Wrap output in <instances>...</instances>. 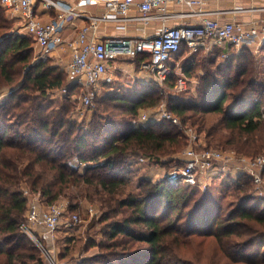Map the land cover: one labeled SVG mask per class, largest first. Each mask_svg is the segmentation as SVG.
<instances>
[{
    "label": "trees",
    "instance_id": "obj_1",
    "mask_svg": "<svg viewBox=\"0 0 264 264\" xmlns=\"http://www.w3.org/2000/svg\"><path fill=\"white\" fill-rule=\"evenodd\" d=\"M12 23L0 6V95L9 89L0 98V264H34L30 260L36 258L33 252L21 251L27 245L19 228L26 204L21 182L39 191L46 203L57 200L70 186H92L99 193L97 199L104 208L97 222L103 239L96 244L98 251L77 264H264V198L249 190L247 173L232 180L238 193L234 206L223 216L218 203L213 202L199 220L191 218L197 215L195 208L185 213L184 219L179 211L162 224V218L169 219L175 208L188 204L192 187L186 189L180 182L140 178L137 193L128 190L114 197L131 185V176L141 166L139 155L166 165L174 158L163 160L162 156L178 151L182 135L171 121L161 118L139 126L131 124L139 109L157 103L161 91L154 82L140 84L133 92L105 94L99 102L119 110L118 116L93 112L87 124L79 125L65 117L67 103L57 109L47 98L49 90L64 86L68 93L61 96L68 99L77 86L65 84L62 70L46 64L45 59L29 63L33 39L13 30L5 34ZM240 49L235 56L240 61L235 65L232 56L213 65L224 52L221 48L187 54L181 47L170 65L187 78L193 68L200 67V86L191 100L170 96L168 110L182 122L196 124L207 143L230 138L232 150L254 156L264 153V100L251 91L249 77L254 72L248 63L252 58L245 55L251 47ZM185 55L187 61L179 65ZM133 59L139 66L148 56L137 54ZM21 66L26 67L23 81ZM174 79L172 73L168 85H173ZM233 92L234 100L224 105ZM211 112L220 114L221 119L207 122L206 114ZM73 155L78 162H86L81 171L70 161ZM75 207L74 202L69 209ZM120 213L123 215L115 218ZM206 243H211L213 250H199L198 244ZM93 244L95 241L86 247Z\"/></svg>",
    "mask_w": 264,
    "mask_h": 264
},
{
    "label": "built area",
    "instance_id": "obj_2",
    "mask_svg": "<svg viewBox=\"0 0 264 264\" xmlns=\"http://www.w3.org/2000/svg\"><path fill=\"white\" fill-rule=\"evenodd\" d=\"M37 3L44 9H53V15L46 20H40L35 12ZM0 4L21 17L23 27L32 37L40 58L45 59L64 43L68 44L71 53L64 71L71 83L82 91L88 90L87 95L83 97L85 104L90 103L97 85L112 82L113 77L107 73L108 64L120 55L128 57H135L137 54L147 55L148 59L141 60L139 66L150 72L152 82L161 92L168 86L172 73L175 74L173 88L184 91L189 86V79L170 65L181 47L186 48L187 54H192L201 50L206 53L219 45L240 49L244 46L264 44V19L246 26L240 20H221L218 17L219 14L238 13L257 7L230 5L231 7L217 10H203L204 0H0ZM181 4H186L189 10L171 8L172 5ZM89 6L96 7V12L90 11ZM132 7L137 10L136 13H129ZM184 17H197L199 21L167 24L169 19ZM76 20L83 23L76 30L73 39L67 41L62 37L61 31L66 23L73 24ZM151 20L160 21L159 30L153 35L139 37L115 35L107 39H99L97 35L98 27L106 23H115L117 27L125 28L129 23L147 24ZM228 54L223 52L222 56L227 57ZM262 115L264 116V113ZM161 118L174 124L178 122L176 116L166 109L159 112L158 119ZM150 120L152 119L148 114L141 111L131 120V124L139 126ZM184 133L192 143H198L200 140V135L195 130L187 127ZM199 145L198 143L197 146ZM197 153L195 146L184 149V165L174 167L165 173L166 180L178 181L184 186L199 185L201 177L226 174L229 166L234 165L237 173L235 176L247 173L252 177L254 184L261 181V171L264 167L262 155L240 154L235 157L230 153L223 155L220 150L212 148H204ZM137 160L142 161L143 158ZM82 166L84 163L81 162L74 164L78 169ZM204 185H207L206 181ZM257 194L262 195L260 191ZM65 209L62 202L42 207L38 198L33 196L27 209L28 226L20 225L19 228L29 233L31 230L29 225H36L44 229L45 233L52 235L61 223ZM78 222H80L78 215L71 214L66 224Z\"/></svg>",
    "mask_w": 264,
    "mask_h": 264
},
{
    "label": "rangeland",
    "instance_id": "obj_3",
    "mask_svg": "<svg viewBox=\"0 0 264 264\" xmlns=\"http://www.w3.org/2000/svg\"><path fill=\"white\" fill-rule=\"evenodd\" d=\"M1 8L3 9L4 14L6 17L11 20L12 28L5 32L8 33L9 31L13 30L14 32L18 31V33L21 32V17L16 16L10 9L4 7L1 5ZM246 8V7H245ZM247 10H244L242 12H246ZM18 17V18H17ZM260 19H264V16ZM26 34V33H24ZM27 35V34H26ZM32 45V52L29 55V63H34L36 60L38 61L40 59V55L38 53V48H36L34 42L31 40ZM262 46V45H261ZM261 46H251V51L249 54H245L248 57H251L249 61V68L253 69L254 74H252L249 77V81H251L252 84V94L261 98L264 100V49H261ZM224 49H228V56L223 57L222 55H218L216 57V61L213 65L226 62L229 57H235L236 54L241 51V49H235L232 46H226ZM224 50V51H225ZM200 52H204L201 50ZM245 53V52H244ZM247 53V52H246ZM204 54V53H203ZM201 54L197 56L198 60L201 61ZM180 64L182 65L187 61L186 55L180 58ZM248 58H244V60H247ZM45 63L48 65H55L57 69L62 70L64 83L67 84L69 81L66 73L64 74L63 69V61H58L54 56H46ZM237 61H240L239 58H233V65L236 64ZM25 66H21V81H23L24 76V69ZM234 68V67H233ZM179 72V70H177ZM224 72V71H223ZM202 74V70L200 67H195L192 69V72L190 75H188L189 78V86L188 90L185 91H177L173 88V85H168L164 92H161L157 95V103L152 106H148L146 108H141L138 111H144L148 114L149 118L154 120L159 118V112L161 109L168 110V103L171 102L169 98L171 97H182L187 100L193 99L192 97L196 95V93L199 90L200 86V76ZM20 80V77L19 79ZM175 80V79H174ZM174 80H171L174 82ZM97 89V86L95 87ZM99 89V88H98ZM97 89V91H98ZM8 88L3 89L1 92L0 98H4L6 94L8 93ZM68 90H66L63 87L55 88L48 91V97L53 100L52 107L55 106L57 109L62 106V104L67 103L69 106L68 109L65 108L64 115L69 120H74L75 123H79V125L87 124L88 119L92 117V113H100V111L104 113H110L114 116H118L117 112L119 110H114V108H111L110 105H104L99 102V100L103 99L102 97L109 93V92H97L95 91V95L92 96L91 101L89 104H85L83 102V97L87 95L88 90L82 91L80 88L77 87V89L70 93V97L68 99H65L61 96L63 94L64 96H67ZM171 96V97H170ZM234 97H236L235 93H230L228 98L226 99L227 102H225L224 105H228L231 101L234 100ZM227 103V104H226ZM162 105V106H161ZM107 110H106V109ZM226 108V106H225ZM169 111V110H168ZM139 112L135 117L139 115ZM173 114V113H171ZM174 115V114H173ZM134 117V118H135ZM156 117V118H155ZM177 118V127L180 131L181 142L178 147V151L173 153H168L162 156V159H172L173 161L169 162L166 165L158 164L153 161V159L149 158L146 155H139L137 158H143L142 161H138V165L140 164V168L133 174V177L131 176L130 182L131 185H128L124 189H120L114 197H120V195H124L123 193H126L128 190L134 191L137 193L139 191V188L137 184L140 182V178H146L150 180L151 182H157L160 180H166L165 173L172 170L174 167H180L184 165L183 160V150L187 149L189 147L195 146L198 153L202 149L206 148H212L220 150L223 155L226 154H232V156L237 157L240 155V153L236 152V150H232V143L229 142L230 138H225L222 143H215L211 142L210 144L206 142L205 133L203 130H199L198 126L195 124H192L191 122H182L178 117ZM217 119H221L220 114L218 113H208L206 114V120L207 122H215ZM68 120V121H69ZM150 120V121H152ZM25 123V122H24ZM184 127V128H183ZM190 128L192 130H195L200 135V140L198 143L200 144L197 146L198 143H192L189 138L186 136L187 134L184 133V129ZM23 128V125H21V129ZM226 130H223V132ZM227 139V140H226ZM201 142V143H200ZM197 153V154H198ZM245 155V154H242ZM257 155H262L264 157V153L259 152ZM255 156V155H254ZM77 157L74 155L72 156L70 161H73L75 163H80L77 160ZM72 162V163H73ZM84 163V166L86 162ZM79 167L80 171L83 169V167ZM264 169V167H263ZM263 169L261 171V181L258 184H254L252 177L250 174V184H249V190H252L255 196L264 198V175H263ZM227 173L225 174H216L211 177L203 176L201 177V183L193 184V185H185V188H189V198H188V204L187 206L183 207L180 206L179 208H175V210L171 213V217L168 219L162 218V224H165L168 222V220L175 218L177 213L180 211L182 213L181 216L182 219L186 217L184 214L188 213L190 210H193L195 208L197 209V215H192V220H199L201 216L204 215L205 208H210L213 206V202L218 203L217 210L220 211V215H224L230 208L234 206L236 197L235 195L238 193V189L232 185L233 181L236 178V170L234 169V165L229 166L227 169ZM215 174V173H214ZM204 181L207 182V185H204ZM178 182V181H177ZM229 182V184L227 183ZM182 184V183H181ZM91 195L90 197H86L85 194ZM21 191L22 194L26 198V204L23 213L21 214V223L19 225H25L28 226L26 223V216H27V209L28 204L30 203L33 196L37 197L39 200V203L42 207H45L47 204L54 203V202H62L65 204V214L62 218L61 223L55 230V232L52 235H49L44 232V229H42L39 226L36 225H29V233H25L23 229L21 228V234L25 236L24 243L27 245L22 248L21 251H24L25 253L33 252L35 255V259L30 260L34 264H38L37 258L40 260V264H77L78 261L82 257L89 256L93 254V252L98 251V245L102 239V233L100 232L99 223L97 222V219L99 218L100 212L103 210V206L99 203V200L97 197H99V193H95L92 186H85V185H79V186H70V188H66L57 198V200L52 202L44 201L39 191H32L29 186L25 182H21ZM186 191V190H185ZM260 191L262 193L261 196L257 194V192ZM184 192V191H183ZM120 193V194H119ZM242 194V193H240ZM239 194V195H240ZM88 195V196H89ZM76 203V207L73 209H69L70 205L72 203ZM199 206H201L199 208ZM103 207V208H102ZM161 209L159 210V214H161ZM71 214L78 215L80 222L76 224H66V221H68V217H70ZM119 215V216H118ZM115 216V218H120L122 213ZM20 227V226H19ZM29 234V235H28ZM91 241H95V244L90 245V247H86L88 243ZM199 250H203V252H209L213 250L214 246L211 243L206 244H198ZM29 260V259H27Z\"/></svg>",
    "mask_w": 264,
    "mask_h": 264
},
{
    "label": "crops",
    "instance_id": "obj_4",
    "mask_svg": "<svg viewBox=\"0 0 264 264\" xmlns=\"http://www.w3.org/2000/svg\"><path fill=\"white\" fill-rule=\"evenodd\" d=\"M72 1V0H69ZM229 5V6H228ZM230 5H242L243 7H257L256 9L247 10L246 12H235V13H224L219 14L221 20H240L245 23L246 26L251 25L253 22L258 21L261 17L264 16V0H204L202 5L203 10H214L222 9L224 7H231ZM259 7L261 9H259ZM35 12L40 20H46L53 15V9H44L40 3L35 5ZM173 10H189V7L186 4L181 5H172ZM88 9L92 12H96V7L89 6ZM137 10L132 7L129 13H136ZM18 18V17H17ZM199 18L197 17H184V18H174L169 19L167 22L168 25H174L179 23H197ZM83 23L81 20L74 21L73 24L66 23L64 28L61 31V35L67 41L73 39L76 30ZM160 27L159 20H151L147 24L140 22L129 23L125 28H119L115 23H106L98 27L97 35L99 39H107L115 35L119 36H149L155 34ZM21 32L26 33V30L23 27L21 21ZM27 34V33H26ZM35 44V43H34ZM36 46V45H35ZM227 45H219L216 48H221L225 50L224 47ZM229 46V45H228ZM37 48V47H36ZM224 52H229L226 49ZM71 50L67 43H64L58 49L54 50L50 56H54L56 60L63 61V69L67 61L70 58ZM205 53V52H204ZM207 53V52H206ZM134 57H128L126 55H120L112 60L108 64L107 73L111 74L113 77L112 82L110 83H101L95 88L96 93L98 92H109V93H123L131 91L140 85L148 84L151 80V74L148 70L141 69L140 66L136 65ZM97 93V94H98Z\"/></svg>",
    "mask_w": 264,
    "mask_h": 264
}]
</instances>
